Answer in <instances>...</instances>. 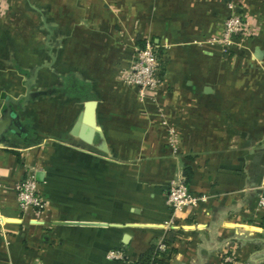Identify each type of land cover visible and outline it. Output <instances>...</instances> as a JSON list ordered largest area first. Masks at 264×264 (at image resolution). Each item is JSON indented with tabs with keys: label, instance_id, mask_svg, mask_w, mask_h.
Segmentation results:
<instances>
[{
	"label": "crops",
	"instance_id": "0c3cea01",
	"mask_svg": "<svg viewBox=\"0 0 264 264\" xmlns=\"http://www.w3.org/2000/svg\"><path fill=\"white\" fill-rule=\"evenodd\" d=\"M229 5L249 34L205 45ZM145 41L161 82L139 103L119 76ZM89 101L107 153L69 134ZM5 103L0 264H135L159 242L163 264H264V0H0V119ZM184 167L204 201L173 216ZM28 173L40 213L17 205Z\"/></svg>",
	"mask_w": 264,
	"mask_h": 264
},
{
	"label": "built area",
	"instance_id": "2783aa9c",
	"mask_svg": "<svg viewBox=\"0 0 264 264\" xmlns=\"http://www.w3.org/2000/svg\"><path fill=\"white\" fill-rule=\"evenodd\" d=\"M230 14L223 23L222 33L204 41L205 45H220L228 49L237 39H243L249 34L245 30L241 18L234 12L232 5L228 6ZM120 81L135 89L139 103H144L148 99H153L160 84L159 77V57L156 47L151 41H145L142 48H137L133 60L126 71L120 74ZM165 125V123H163ZM168 146L176 152L177 135L173 129H168ZM16 201L20 211L25 212L33 209L40 213L45 208V203L39 195L37 182L32 173H28L25 178L15 186ZM204 198L190 193L184 178L172 181L166 190V205L172 215L181 213L185 209H194ZM258 206L264 208V199H260ZM165 250V244L159 242L157 251ZM106 258L111 261H123L124 254L120 250H110L106 253ZM225 263H233L230 257L224 258Z\"/></svg>",
	"mask_w": 264,
	"mask_h": 264
},
{
	"label": "water",
	"instance_id": "95a60500",
	"mask_svg": "<svg viewBox=\"0 0 264 264\" xmlns=\"http://www.w3.org/2000/svg\"><path fill=\"white\" fill-rule=\"evenodd\" d=\"M22 99L23 101L26 100ZM5 110L0 119V141L4 138V135L11 132V127L16 123V117L11 112L9 103H5ZM94 102H86L84 104L83 111L79 114L76 122L74 123L69 134L74 139L80 140L84 145L91 146L100 153H107V147L104 142L103 135L99 128L95 127L94 120ZM94 136L97 137V143L93 142ZM80 147V146H78ZM82 148V147H81ZM72 225H82V226H103L95 225L89 223H67ZM127 239L126 237L124 238Z\"/></svg>",
	"mask_w": 264,
	"mask_h": 264
},
{
	"label": "trees",
	"instance_id": "16d2710c",
	"mask_svg": "<svg viewBox=\"0 0 264 264\" xmlns=\"http://www.w3.org/2000/svg\"><path fill=\"white\" fill-rule=\"evenodd\" d=\"M143 44L144 43L140 44L139 48H142ZM183 176L185 178V183H187L191 178V171L188 167L183 168ZM259 225L261 228H264V214L260 219ZM157 257H158V251L154 246H151L146 253L142 254L138 258L135 264H163L157 259Z\"/></svg>",
	"mask_w": 264,
	"mask_h": 264
}]
</instances>
